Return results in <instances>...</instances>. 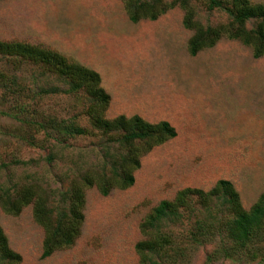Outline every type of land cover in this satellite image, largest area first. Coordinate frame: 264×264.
<instances>
[{"label": "rangeland", "instance_id": "1", "mask_svg": "<svg viewBox=\"0 0 264 264\" xmlns=\"http://www.w3.org/2000/svg\"><path fill=\"white\" fill-rule=\"evenodd\" d=\"M194 7L203 25L229 20L223 11L209 12L196 3ZM183 17L175 8L155 21L133 23L122 0H0V41L52 49L97 71L111 97L109 118L139 115L152 123L168 121L177 132L142 158L132 187L108 196L89 189L80 237L48 258H42L44 231L34 221L32 205L18 216L0 207V225L21 256L20 264H140L136 245L144 239L141 224L177 192L209 191L227 180L245 210L263 194L264 57L254 58L251 47L229 39L191 56L192 32L184 28ZM0 70L24 88L18 103L0 90V189L13 192L39 184L58 203L71 180L100 160L102 142L85 137L32 147L30 135L40 141L45 136L23 120L40 115L92 130L85 115L89 99L70 92L42 67L5 56L0 57ZM21 102L29 107L16 117ZM225 210L218 203L163 223L162 229L176 236L177 246L154 258L176 264H264L262 236L248 257H227L224 250L233 242L219 236L190 239L197 222L227 220Z\"/></svg>", "mask_w": 264, "mask_h": 264}, {"label": "trees", "instance_id": "2", "mask_svg": "<svg viewBox=\"0 0 264 264\" xmlns=\"http://www.w3.org/2000/svg\"><path fill=\"white\" fill-rule=\"evenodd\" d=\"M128 18L133 23L142 20L155 21L167 12L179 8L183 11V26L192 32L188 53L196 56L205 49L213 48L222 39L240 41L251 47L256 59L264 57V3L252 0H122ZM194 3L201 4L209 12L223 11L229 20L216 26L203 25L196 19ZM252 23L253 28H248ZM14 58L18 63H29L45 68L48 74L61 79L69 91L83 94L89 99L85 115L92 130L69 120L34 116L23 120L36 133H43L44 140L30 135L28 144H65L70 139L94 137L102 142L100 160L77 178L71 180L64 198L58 203L39 184L22 185L13 192L0 189V207L11 216H18L32 205L34 221L43 229L42 258H48L59 250L70 248L82 233L85 222L86 192L95 188L102 196L114 190H126L135 183V173L141 168L142 158L154 148L177 136L168 121L152 123L139 115H119L109 118L107 112L111 97L102 85L100 74L55 50L22 42L0 41V57ZM0 90L3 95L18 103L24 97V88L15 77L0 70ZM53 90H42L41 94ZM22 98V99H21ZM34 100V97H31ZM29 104L21 102L16 117L27 112ZM218 203L225 207L227 220L223 222H197L190 239L222 237L233 242L227 257L237 254L248 257L257 245L256 239L264 237V192L250 210L242 206L240 195L227 180H219L211 190L186 188L176 193L172 200L160 202L141 224L144 239L136 245L140 264H176L175 260H157L156 255L173 251L177 246L173 232L162 229L165 222H174L192 216L200 210H209ZM184 249L180 250V256ZM21 256L9 245L0 225V264H20Z\"/></svg>", "mask_w": 264, "mask_h": 264}]
</instances>
